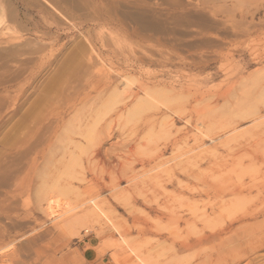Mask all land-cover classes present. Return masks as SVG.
I'll return each mask as SVG.
<instances>
[{
	"label": "rangeland",
	"instance_id": "obj_1",
	"mask_svg": "<svg viewBox=\"0 0 264 264\" xmlns=\"http://www.w3.org/2000/svg\"><path fill=\"white\" fill-rule=\"evenodd\" d=\"M136 261L264 264V0H0V264Z\"/></svg>",
	"mask_w": 264,
	"mask_h": 264
},
{
	"label": "bare ground",
	"instance_id": "obj_2",
	"mask_svg": "<svg viewBox=\"0 0 264 264\" xmlns=\"http://www.w3.org/2000/svg\"><path fill=\"white\" fill-rule=\"evenodd\" d=\"M252 74H253V73H252ZM252 74H251V75H252ZM256 74H257V73H256ZM233 124L236 125V123H234V122H233ZM238 125H239V124H238ZM231 126H232V124H231ZM234 131H235V130H234ZM9 191H10V190H9ZM9 191H7V193H8ZM49 192H50V191H49ZM9 194H10V193H9ZM10 195H12V194H10ZM6 196H7V195H6ZM12 196H13V195H12ZM124 199H125V198H124ZM90 200H91V199H90ZM88 201H89V200H88ZM88 201H87V202H88ZM93 201H94V200H93ZM95 201H96V200H95ZM120 201H121V200H120ZM128 202H129V201H128ZM127 204H128V203H127ZM97 205H98V204H97ZM97 205L94 204L93 207L89 206V207H91L92 209L89 208L90 210H88V208H87V212L89 211L88 213H89L90 215H93V216H94L95 214H97V210H99V207H98ZM125 205H126V204H125ZM42 209H43V208H42ZM85 210H86V209H85ZM85 212H86V211H83V216H84V217H85V216H88V213H87V212L85 213ZM102 213H103V211H102ZM86 214H87V215H86ZM78 216H79V215H77V216H75V217L72 216V217H74V218H72V219H74V220H73L74 222H77L76 220L79 219ZM81 216H82V212H81V214H80V217H81ZM95 216H96V215H95ZM97 216H98V214H97ZM91 218H92V217H91ZM99 218H100V217H99ZM67 219H69V218H66V220H67ZM72 219H71V220H72ZM75 219H76V220H75ZM66 220H65L64 222H66ZM73 221H71V222H73ZM60 222H62V221H60ZM67 223H68V220H67ZM84 223H85V222H84ZM97 223H98V221H97ZM64 224H65V223H64ZM70 224H71V223H70ZM70 224H69V225H70ZM76 224H79V223H76ZM71 225H72V224H71ZM61 226H63V228L66 227V225H63V223H62ZM75 226H76V225H75ZM115 226H116V225H115ZM73 227H74V225H73ZM229 227H230V226H229ZM223 228H225V227H223ZM223 228H222V229H223ZM59 229H60V228H59ZM118 229H119V228H118ZM213 229H214V228H213ZM213 229H212V231H211V232H212V234H211L212 236H209V235H208V237H204V236L202 235L200 239L204 240V238H205V239H206V238H211V239H212L211 241H213L214 238H215L214 236H215V234H216V232H214V231H216L217 228H215L214 230H213ZM227 229H228V228H227ZM127 230H128V229H127ZM229 230H230V229H229ZM231 230H232V229H231ZM219 231H220V230H219ZM220 232H221V231H220ZM197 236H198V235H197ZM202 237H203V238H202ZM221 237H222V236H221ZM188 240H189V239H188ZM183 243H184V242H183ZM190 243H191V242H190ZM195 243H196V241H195ZM126 244H127V243H126ZM181 244H182V243H181ZM191 247H193V246H191ZM132 250H133V249H132ZM135 250H136V249H135ZM135 250H134V251H135ZM135 254H136V253H135ZM6 255H7V254H6ZM131 255H132V254H131ZM8 256H9V255H8ZM12 256H13V255H12ZM15 257H16V256H15ZM13 258H14V257H13ZM137 259H138V258H137ZM141 261H142V260H141ZM136 262H137L138 264L140 263V262H138V261H136ZM142 262H144V261H142ZM144 264H146V263H144ZM147 264H148V263H147Z\"/></svg>",
	"mask_w": 264,
	"mask_h": 264
},
{
	"label": "crops",
	"instance_id": "obj_3",
	"mask_svg": "<svg viewBox=\"0 0 264 264\" xmlns=\"http://www.w3.org/2000/svg\"><path fill=\"white\" fill-rule=\"evenodd\" d=\"M87 244H88V246L94 247V246H95V241H94V239H92V241L89 240V241L87 242ZM87 254H88V256H90L91 258H92V256L95 255L94 251L91 250V249L88 251ZM105 264H107V263H105Z\"/></svg>",
	"mask_w": 264,
	"mask_h": 264
}]
</instances>
